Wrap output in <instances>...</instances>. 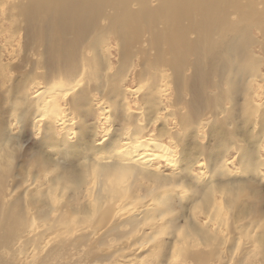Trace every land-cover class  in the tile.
Returning a JSON list of instances; mask_svg holds the SVG:
<instances>
[{"label":"bare ground","instance_id":"6f19581e","mask_svg":"<svg viewBox=\"0 0 264 264\" xmlns=\"http://www.w3.org/2000/svg\"><path fill=\"white\" fill-rule=\"evenodd\" d=\"M27 1L23 13L18 10L30 19L33 37L23 50L42 48L43 61L37 55L34 65L45 69L44 83L16 82L5 114L24 133L39 136L43 152H52L55 158L34 152L26 179L19 180L21 191L13 182L11 190L0 189V264H264V229L255 206L252 224L259 234L249 228L252 216L244 222L247 227L233 228L241 235L238 240L246 241L243 245L232 241L236 246L231 247L228 239L233 240V232L227 236L218 226L220 210L213 198L202 200L203 214L190 213L194 222L181 235V245L168 246L160 238L174 223L165 218L173 210L176 191L186 183L185 175L193 176L194 166L200 169L193 148L194 158L182 156L184 167L178 168L182 162L173 158L170 146L184 134L205 136L202 123H194L193 111L211 112L218 130L214 134L221 133L224 140L227 131L216 116L224 115L227 122L239 113L244 119L249 113L264 115V56L254 59L258 43L251 37L252 21L245 18L240 27L229 23V14L219 12L224 2L246 15L238 0H162L153 9L144 0ZM132 1L140 2L141 8L130 11ZM101 11L110 19L109 31L96 37H58ZM190 19H196L194 24L200 21L195 27H182V21ZM142 23L152 37H136ZM186 30L195 37H186ZM263 52L264 37L258 54ZM8 55L2 46V73L6 65L1 61ZM180 104L190 109L175 128L181 132L155 129L160 122L168 125ZM71 112L82 121L77 128ZM12 144L0 147V167L5 169L14 159ZM242 157L251 167V154ZM76 161L75 166L70 163ZM221 162V175L231 176L233 169ZM200 174L197 180L208 179L207 173ZM228 192L233 204L237 193ZM147 200L154 205L145 206ZM190 228L216 243L199 248L198 236Z\"/></svg>","mask_w":264,"mask_h":264},{"label":"rangeland","instance_id":"374dc122","mask_svg":"<svg viewBox=\"0 0 264 264\" xmlns=\"http://www.w3.org/2000/svg\"><path fill=\"white\" fill-rule=\"evenodd\" d=\"M144 1L147 3L149 9L156 8L162 4V0H144ZM238 3L243 7L241 10L245 12L246 15L241 12L237 14L236 13V11H238L237 9L227 6L224 2L220 3L219 12L223 15L229 14L230 15L229 23L237 24L240 27L244 26L243 19L249 18L252 21L251 24H253V28L251 29L250 32L251 37H255L258 43L257 46L253 47L254 50H257L256 51L257 55L254 59L255 60L260 59V57L264 56V52L261 55L258 54V51L262 50V43L264 37V0H238ZM27 6H28L27 0H0V50L2 46H4V49L5 50L7 49L10 54V56L8 55L5 58L4 57L2 58L1 63H3L6 66H3L5 68L3 73L0 70V139H1L0 147L5 146L9 141H12L13 144L11 149L13 150L12 155L14 158L13 159L14 162L12 161L11 165L9 166L10 168L7 167V169H5L6 167H0V175L6 174L4 175V181L3 184L0 185V189L4 188L11 190L14 185V189L18 190V192H20L22 189L21 186L19 187V185H21L19 184L20 183L19 180L22 179L24 181L26 179V174L30 170L28 168L31 167V164H34L33 162L34 152L40 153L41 155H44L48 158L50 157L51 159L55 158L52 152H48V151L43 152V147L39 142L41 141V138H38L39 136H33L27 132L24 133L23 128L20 127V125H17L16 122L13 121V118L11 116L5 114L8 113L9 98L11 97L10 91L14 90L16 86H18L16 85L18 81L21 83H25L33 80L36 83H41V84L44 83L43 80H44L45 69L41 67L37 69L35 68L34 65L36 60L38 59L37 55L39 56V59L42 60V57L40 56L42 48L36 47L34 49V47L32 46L33 48H31L29 51L23 50L25 48V44L27 43L26 40L28 39V37H33L31 34L32 30L30 32V29L33 28L31 26L30 19L23 16V14H20V12L23 13L21 9L26 8ZM19 8H20V12L18 10ZM140 8H141L140 2L132 1L129 4V10L132 12H135ZM247 10L251 11L252 17H250V13ZM109 21L110 19L108 18V16H104L103 11H101L100 14L97 13L89 22H84L80 25H77L74 27V29L64 30L62 34L58 35V37H96L98 35L104 34L105 31L110 30L111 24ZM195 21L196 19H190L185 21L183 20L182 27L186 29L188 27H195V24L199 23L200 20H198L194 24ZM160 27L161 25L158 24L157 28ZM80 30H82L83 32L79 35L78 33L81 32ZM187 32L189 33L186 35V37H195L194 32L186 30V33ZM135 35L136 37H152L150 32L147 30V24L145 23H142L140 25V29L136 31ZM110 37H115V36L111 35ZM11 39L12 41L9 42ZM137 59L138 58H135V62L138 61ZM262 62L264 63V59L262 60ZM114 63L115 65L116 63H118L117 57H115ZM262 80H263L262 92L264 93V67L262 68ZM173 90L174 87L172 86L169 94V99L173 98V94H172ZM185 100L186 102L188 101V96L185 97ZM261 102H264V100H261ZM226 106L227 109L230 107L229 105ZM132 108H134V106ZM189 111H190L189 108L186 111L185 104H180L175 106L173 109L174 116L171 117L173 119H170L168 125L167 123L161 124L162 122H160V124L155 125V129L156 128L159 129L161 127V130L163 131L165 129L166 130L168 129L170 132H174L176 134L177 132H181L180 129L175 131V128L180 125L183 116L186 115V112ZM263 111L264 109L262 108L261 113H263ZM193 112H194L193 119H195L194 123L196 124L202 123L203 132L205 133V136L201 138H197L195 136L196 134L193 136L191 134H184L185 136H187V137L184 136L186 140H184L185 138L183 137L182 139H180L179 142H177V144L170 146L174 151L173 158L176 161L182 162L180 166H178V168L184 167V162L181 160L182 156L184 157V159H186L187 157L186 154L188 153V155L190 156L192 155L191 157L194 158L196 153L197 156H195L196 160L194 162L199 165L198 168H200L201 170L197 169L194 166L192 169V171H194L192 172V174H194L193 176H190V174L185 175L182 173L183 175H185L184 177L186 181V183H184L185 187L182 184L180 188L176 191V194L174 193L175 203H173L174 206L173 210L169 211L170 215L167 216V219L165 218V220L170 219V221H173L174 222L173 225L176 227L173 230V225L169 224L170 225L169 229L166 230V233L163 234L162 237L160 236V238H162L163 243L168 246H171V244L174 242H176L178 245H181L182 242L180 238L181 235H184V233L189 229V227H192L190 225L194 222L193 220L194 217L191 214L197 211L203 214L205 211H200V210H204V205L202 200L210 201L212 198L213 200H215L214 204L218 205L217 208H219L220 210V212L218 211L216 213V215L221 216V218L217 219L218 226H220V228L223 230L224 233L226 232L225 234L227 236H229L228 234H231L233 232V228L239 226L240 224H243L245 225V227H247L248 225H246L245 223L249 221L248 219L251 218V216H252L251 221L248 222V224L251 223L250 224L251 226H249V228L251 227L253 229L252 231H254L255 229L257 232L256 231L254 232L259 234L258 232H260L261 230L254 228V223L252 224V222H254L253 221L254 213L251 212L255 210V207L256 210L259 209L258 211H260L259 213L261 216L259 222L261 223L264 229V115L260 113L256 115L253 113H249L248 115L249 118L245 117L244 119V117L241 118L243 115L240 116L241 113H239L240 115L237 114L235 118H233L232 120H227V122L224 121L225 119L224 115L216 116L218 121H221L222 124H224V127L227 131L226 135L228 139L225 138L224 140L223 138H221L222 136L221 133L214 134V131L218 132V130L217 127L215 126V122L212 121L214 119V115H212L211 112L208 111L209 112L208 113L204 109H200L198 111H193ZM71 113L73 115V118L75 119V120L73 119L74 122L72 123L76 122V125L74 127L77 128L78 123L81 120L79 121V117L76 113L74 112ZM5 117H7L6 118L7 122L5 120ZM8 120L10 121V124ZM8 124L10 126L13 125L12 130L11 127L8 126ZM165 124L167 126H165ZM106 128L108 133H110L113 129L112 126ZM3 131L6 133L4 134ZM217 138L221 139V141H219ZM74 140L75 139H73L72 141ZM164 143L169 144L170 141L168 139H164ZM219 143H221L222 145ZM225 143L228 145H226ZM93 147L94 146H91V148ZM192 148L194 149L195 153L193 152ZM196 151L198 152V154L199 153L201 154L198 155ZM203 153L204 155H206L205 157L203 156ZM244 153H249V155L251 154L253 158L251 167L244 165L245 163L242 157ZM207 154L209 155L207 156ZM215 155H217V157ZM222 157L226 161L221 160ZM219 162H221L222 164L224 163L223 166H225L226 164L227 167L231 168L230 171L233 169L231 171L232 173L231 176L228 177L227 174H226L227 176L221 175L220 171H222L223 168L218 170ZM66 163L68 162H65V164ZM70 163H73L74 166L78 164L77 161L75 163L74 162H70ZM216 166L217 168H215ZM223 171L225 172V170ZM22 172L24 175L22 174ZM178 172H180V170H178ZM201 172L202 174L203 173L208 174L206 176V178H208L206 181L204 180L202 181L201 178L200 180L196 179L197 175L198 176L201 175L200 174ZM22 175L24 176V178ZM14 177L15 180L17 181L14 180ZM193 180L194 181L196 180V182H193ZM187 181L188 182L191 181V184L190 186L188 185V187L186 186V184H188ZM10 182H13L12 183L13 185ZM16 183L18 187L15 185ZM210 185L214 187V193L209 192ZM228 190H232L233 192L237 193V195H235L236 200L233 204L229 202L233 194L228 192ZM22 201L23 200H21L20 202ZM20 202L17 201V204ZM146 202L147 203L145 204V206L148 205V203L149 205H154V203L150 202L149 200H147ZM200 205L202 206V208L200 207ZM210 207L213 208L211 204ZM190 215L193 217V219ZM245 227L244 229L250 231L249 228H245ZM147 228L148 229L151 228L150 224L147 226ZM190 229H191L190 232H194L198 236L196 242H198L199 248H202L207 244L209 246V245H214L216 243L215 241H211L210 239H208V237H205L198 230L196 229L193 230L192 228ZM163 230H165L164 227ZM175 230L177 231V233ZM245 231H242V233ZM252 231L251 234L253 233ZM234 233L235 232L232 233L233 235L231 234L233 236V240L227 237L229 238L228 240L231 241L230 244L232 248L236 246V244H234V242L232 243V241H237L236 242L237 244L242 241V243H240L242 245L246 243V241H243L242 239L241 241L238 240V237L236 236H241L237 234L238 232L236 234ZM245 233L249 234L250 232L248 233L247 231ZM231 235L230 237H232ZM245 235L242 236L244 237ZM234 238L237 240H235ZM188 242L191 243L192 241L188 240ZM52 244L51 246L53 247L54 245ZM69 251L73 252L71 250ZM140 256L141 254L138 255L139 259H141L142 257Z\"/></svg>","mask_w":264,"mask_h":264}]
</instances>
